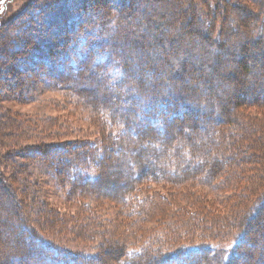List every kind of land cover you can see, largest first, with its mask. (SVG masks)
I'll return each instance as SVG.
<instances>
[{"label":"trees","instance_id":"obj_1","mask_svg":"<svg viewBox=\"0 0 264 264\" xmlns=\"http://www.w3.org/2000/svg\"><path fill=\"white\" fill-rule=\"evenodd\" d=\"M150 1L29 0L20 16L0 19V165L12 171L13 180L25 170L18 192L29 199L32 194L23 187L31 184L34 172L56 171V179L67 187V176L72 171H88L90 163L101 173L99 185L113 180L105 176L109 165L118 170L126 166L130 169L126 186L135 190L134 183L152 165L159 179L148 183H170L171 188L183 189L192 187L191 182L202 187L198 194L231 189V195L224 198H234V218L222 223L225 219L218 216L206 213L205 217L206 205L200 204L193 217L181 219L176 228L186 234L220 227L227 232L221 234L225 240L235 228H243V237L234 248L200 242L172 252L162 253L155 247L141 252L124 248L125 241L116 239L111 245L114 255L99 251L92 263L264 264V135L260 127L240 122L245 105L253 103L264 110V98L256 94L262 91L264 67L252 71L255 60L264 66V41L259 33L264 2L255 0L258 6L250 8L245 0H200L215 22L207 29L195 17L196 0ZM142 2L138 16L143 22L135 26L131 20ZM218 21L225 27L217 33ZM137 49L144 53L134 59L131 55ZM155 52L160 56H153ZM149 70L158 76L152 78ZM138 71L142 75L137 80ZM52 91L65 93L73 104L92 112L99 145L64 140L76 132L66 116L32 120L2 106L11 97L31 103ZM126 101L131 102V109ZM141 113L159 121L158 127L148 122L145 129L135 130L141 125ZM43 134L53 137V142L31 146ZM57 150L65 155L49 156ZM137 167L139 174L132 172ZM247 172H254L246 175L248 181ZM4 174L0 172V213L5 214L6 207L17 211V198L13 188L4 184ZM77 179L86 178L79 175ZM148 192L146 200L161 196ZM129 193H120V198ZM131 197L130 206L137 203V195ZM4 214L0 215V264H16L19 257V264H79L77 255L63 249L57 256L54 249L41 248L29 256L21 251L23 247L10 249V234L5 236L1 230L13 220ZM136 217L139 222L145 219L140 212ZM168 233L174 234L172 245L180 242L179 232ZM215 235L210 236L219 240ZM99 237L107 251L109 238ZM63 257L72 259L61 261Z\"/></svg>","mask_w":264,"mask_h":264},{"label":"rangeland","instance_id":"obj_2","mask_svg":"<svg viewBox=\"0 0 264 264\" xmlns=\"http://www.w3.org/2000/svg\"><path fill=\"white\" fill-rule=\"evenodd\" d=\"M196 1H198V7L195 9V11H197L195 17L199 22L201 21L202 23H205V27L208 29V27L212 26L215 22H213L212 18L208 17V9L202 6V2L200 0ZM254 1L255 0H245L244 5L250 8H256L258 2L254 3ZM28 4L29 0H0V19L3 21L15 15L16 17L20 16ZM142 6H144V2L137 6L136 11L134 12L135 17L131 20L135 26H138V23L142 25L143 20L138 16V11ZM260 8L262 9L261 4ZM233 18L237 20V16L235 17V15H233ZM95 21L98 22L99 19L95 18ZM16 25L20 26V24L17 23ZM217 26L218 33L222 30V22L218 21ZM259 33L262 35L264 41V10L262 11L260 19ZM221 40L222 39H220V41ZM142 53L144 52L137 49L131 56L135 59ZM154 55L160 56V54L156 52L153 56ZM250 58L252 59L254 57ZM100 59L102 62H105L103 58L100 57ZM251 61H253V59ZM255 64H257V66L255 65V67H251L254 72H258L264 67L260 66L258 60H255ZM140 72L141 71H138V73L134 74L135 79L138 80L141 77L142 73ZM147 73L152 78L153 75L158 76V74H155V72L150 70L147 71ZM116 75L115 73H112L113 77ZM27 76L30 75L24 74V77ZM150 80V78L147 79L148 82H150ZM49 82H52V80ZM3 86L5 87L7 84L5 83ZM250 86H252V84ZM263 89L264 82L259 87V90L262 91L256 92V94H259L262 98H264ZM240 95L241 94H239V96ZM245 96L248 97L249 93H245ZM240 97L242 98L243 96L241 95ZM11 98V101L4 102L2 106L17 112L26 118H31L32 120L36 119L37 116L40 120L48 117L52 119L66 116L70 122H72L73 127L76 130L74 136H69L64 139L66 141L72 140L78 142L77 140H79L89 142L90 144L99 141L100 135L97 134V118L94 119L92 112L88 108L78 107L73 104L67 99V97H65V93L63 92H48L38 98L35 102L31 103L22 102V100L18 102L17 100H14L13 97ZM124 104L131 109L132 106L130 101H126ZM242 111L243 112H241L240 116L242 119L240 122L242 121L246 124L251 123V126L255 128L257 126L260 127L262 129L261 134L264 135V110L257 108L255 104L253 105V103H250L245 105ZM140 117L141 125L136 126L135 128L138 132L141 129H145L148 122H151L155 127H158L159 125V121H150L143 115ZM63 120L65 119L63 118ZM52 138L53 137L47 139L43 134L42 136H39L38 139H33L31 146H38V148L40 146L45 147L47 144L53 142L50 141ZM99 144L100 142H98V145ZM45 150L47 151V148H45ZM73 150L74 149H72L71 152H73ZM61 155H65L62 150L49 153V156L53 157ZM90 165L92 167H90L88 171H72V174L67 176L69 182V186L67 187H62L60 181L56 179V176L54 175L56 171L50 174L47 173V175L43 174L40 170L34 172L31 178V184L23 187V189L26 188V190H24L25 193L27 191L32 194L33 199H29V197L23 192H18L22 190L19 182L22 179L20 174H24L25 170H19L21 173L13 180L12 174L10 173L12 171L10 170V172H8L9 170L3 165H0V172L3 174L7 173V175L4 174L6 176L4 184L10 185L13 188L14 194L17 198L15 199L17 211L14 210L13 212H10L11 210L6 207L4 209H6V213L8 214H4L5 211L0 213L1 216L3 214L8 215V217H12L13 220L11 223L4 224V228L1 230L5 233V236L8 233L12 236H9L10 239L8 238V247H10V249L23 247V249L20 250H25V256L36 253L41 250V248L42 250L54 249V254L57 256L56 252L63 249L64 251L72 252L75 256L77 255L76 262L79 264H100L97 261L92 263L91 259H93L99 251L104 254L114 255L116 249L111 245L112 241H117L116 239H123L125 241L123 247L127 249L133 247V249H139L141 252H145V249H153L155 247V249H161L160 252L166 253L168 251L172 252L176 247L184 244L195 245L200 244V242H214V246L232 249L243 237V228H235L234 231L230 232L231 236L227 240L223 239V236L221 235L226 234L227 232L220 230V227H217L218 229H215L214 231L211 230L186 234L182 229L178 228L177 230L176 228L180 224L181 219L193 217L200 204L206 205L205 217L206 213L214 217L218 216L221 219H225L219 221L222 223L234 218V216L231 215V212H234V207H236L237 204L235 203L234 198H229L227 200L224 198V196L231 195V189H229L227 193L226 191H212L213 193L209 192V194H206L203 191L198 194L200 192L199 188L202 187L191 182L189 184L193 186H185L183 188L185 189V192L181 188H171L169 185L170 183H163L161 185L148 183L151 178L159 179L156 176V171H152V165L147 166L143 172V178L140 177L141 179L134 183L132 188H135V190L126 186L128 181L125 178L130 174V169L126 166H123L122 170H118V168L109 165L105 176H108V178H112L113 180L107 185L106 183H101L99 185L98 178L101 176V173H99V169L94 166V163H90ZM33 169L36 170L37 168ZM132 172L138 174L141 173L138 167L135 168V170H132ZM250 173L254 172H247L245 178L246 175L248 177V174L252 176ZM79 175H84L86 178L85 181L77 179ZM115 179H118V181ZM246 180L248 181L247 178ZM85 183H87V185H85ZM204 189L206 190V188H203V190ZM130 190L131 193L125 195L126 197L128 196V198H125V196L124 198H120V193L124 194L130 192ZM148 190H150L151 193L157 191L158 194L161 195L159 196L160 198H157L156 200L154 198L146 200L145 195ZM1 191H3V189L0 187V192ZM4 191V194L6 195L7 191ZM139 191L140 194H138ZM135 194L137 195V203L135 202V205H132L131 203L130 206V202L134 200L131 196ZM203 194L205 197L202 196ZM162 196L165 197L162 198ZM5 198L7 199L4 203L7 205V201H9L8 195H6ZM197 201L200 202L196 204ZM137 209L140 211L137 212ZM128 211L135 212L129 213ZM139 212L145 215V219L140 222L136 217V214ZM201 215L202 214L199 216ZM168 232H179L177 234L182 236L178 235L180 236V242H176L175 246L172 245L175 240L173 238L174 234ZM216 233L218 234L217 236L220 237L219 240L216 237L211 238L210 236H216ZM106 234L108 235L104 236ZM100 235L103 237L102 239H106V237L109 238L106 241L109 246L107 251L104 250V246L99 243ZM141 237H143L144 240H137ZM11 238H17L18 240H15L14 242ZM55 255H52V257H55ZM18 259H20V257ZM18 259H16V264H19ZM67 259L71 260L72 258H60L61 261H66Z\"/></svg>","mask_w":264,"mask_h":264}]
</instances>
